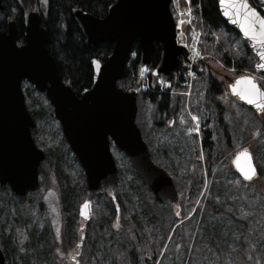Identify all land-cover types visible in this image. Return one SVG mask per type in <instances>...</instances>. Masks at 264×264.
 <instances>
[{
	"label": "rangeland",
	"instance_id": "rangeland-1",
	"mask_svg": "<svg viewBox=\"0 0 264 264\" xmlns=\"http://www.w3.org/2000/svg\"><path fill=\"white\" fill-rule=\"evenodd\" d=\"M39 4L41 11L43 8L46 10V0L39 1ZM29 11L38 12L39 7ZM11 20H15V16L9 17L7 23ZM208 63L215 70L213 73L217 81L223 83L224 80L229 82L245 75L256 77L250 70L225 68L216 59ZM258 80L264 88V76L258 77ZM28 86L29 105L32 107V103L36 104L33 111L37 114L38 131L35 137L39 148L45 153V159L39 170L41 189L35 194L27 195L24 204H20L12 193L0 191V209H2L0 245L7 251L4 254L8 263L31 264L30 257H32L36 260V264H73L70 260L76 253L79 239L73 241L74 247L70 245L67 249L69 239L67 232L68 229L71 232L73 230L69 227L66 230V220L69 219L72 223L76 220L77 231L80 232L82 221L79 217V208L84 201L83 197L81 198L82 187H84V198L86 196L85 177L63 143L62 131L58 121L51 116L52 114L50 115L52 109L50 110L47 99L31 84ZM175 97L176 95H173L172 99ZM186 98V100L182 99L175 113H171L165 120L163 115L145 99V94L140 92L137 124L149 146L154 162L170 173L174 183L181 184L191 177V170L194 168L191 156L194 155L193 150L196 149L197 143L199 148L203 149L201 145L203 132L205 130L210 132V139L214 144L213 153L216 154L214 175L210 178L205 175V187L191 215L183 219L181 207L179 210L174 205L161 208L156 206L154 208L161 212L159 214L161 228L153 227L154 222L151 224L148 217L143 216L141 209V205L149 207L145 205L147 200L143 197L140 202L138 199L134 200L132 196L135 191L141 189V186L139 181L134 179L135 171L129 159L123 153L114 150L113 154L120 169L118 183L122 181L124 186V190L118 193L122 201V211L118 203L114 204L109 196L116 212L106 217L110 211L108 200L104 195L95 199L96 208L89 225L90 236L97 238L98 231H101L99 222L105 218L100 234L113 237L117 244L128 240L129 222L137 229L143 226L141 234L147 237V241L149 239L150 242H158L161 238L160 232L166 234L170 224L176 220L171 225V231L167 234L169 237L156 264H264V185L261 183L264 182V131L244 132L242 128L245 127L235 125L233 116V120L230 119L234 127L231 132L229 130L224 134L220 132L213 111L202 107L204 91L201 83L192 89L190 96ZM231 104L229 106L238 115L247 114L237 105ZM195 114H198L202 128L198 135L190 132ZM202 117L206 123H203ZM258 117L263 124L264 113ZM229 118L227 116L226 123ZM248 120L253 122V126L257 121H253L251 117ZM226 135L229 138L228 146L223 142ZM245 149L253 156L259 172V176L250 183L243 182L232 165L236 154ZM203 172H206L205 167ZM59 173L61 175L58 178ZM132 180L134 183L131 187ZM73 192L76 196L70 206L66 202V197L70 193L73 195ZM114 196L116 197L115 191ZM65 207L70 211V215L65 212ZM170 212L173 218L167 216L171 215ZM190 217H192L191 224L188 222ZM177 229L180 232H177ZM174 233L183 235V239L175 237ZM105 245L101 244V246ZM97 254L99 260L95 258V264H112L115 261V256H111L105 248L99 247Z\"/></svg>",
	"mask_w": 264,
	"mask_h": 264
},
{
	"label": "water",
	"instance_id": "water-1",
	"mask_svg": "<svg viewBox=\"0 0 264 264\" xmlns=\"http://www.w3.org/2000/svg\"><path fill=\"white\" fill-rule=\"evenodd\" d=\"M247 3L264 18L249 0ZM217 4L223 20L247 41L250 51L256 56L255 71L264 73V68L258 67L264 64L260 55L264 52V37L259 35V25L254 26L255 38L246 35L242 27L246 23L243 16L234 15L232 11L225 15L227 5L222 6L221 0H217ZM72 15L87 46L95 48L101 43L114 44L105 62L92 60L93 82L80 96L65 84L60 75L58 65L48 50L47 31L41 24L39 13L24 15L23 45L18 44L14 20L8 23L7 31L0 30V185H8L21 203L27 192L39 189V166L45 155L32 138L35 123L27 110L22 89L23 82H27L45 94L54 109V117L60 123L64 139L85 174L86 199L79 209L83 225L77 252L71 259L79 264L85 232L93 213V199L102 193L103 187L112 194L113 186L118 183L111 143L129 159L137 176L159 203L171 202L179 208L173 179L152 161L137 126L138 94L135 90L124 91L117 84L126 76L125 66L136 42L140 46V66L161 80H168L172 72L184 73L183 59L187 58V51L176 45V25L170 12V0H117L102 19L81 9H73ZM155 46H159L161 51L157 66L152 62ZM248 81L264 92L257 80L249 76L230 80L229 90L232 96L260 115L264 110L257 105H264V100L257 96L255 103H249L244 98L250 90ZM244 151L236 155L233 167L244 181L251 182L258 171L248 150V155H241ZM241 168L254 170L249 172L252 179H246ZM0 264H7L1 249Z\"/></svg>",
	"mask_w": 264,
	"mask_h": 264
},
{
	"label": "trees",
	"instance_id": "trees-1",
	"mask_svg": "<svg viewBox=\"0 0 264 264\" xmlns=\"http://www.w3.org/2000/svg\"><path fill=\"white\" fill-rule=\"evenodd\" d=\"M39 1L41 0H20L19 2L18 0H3L2 9L0 10V30H6L7 19L11 16H15V21L18 28V40L20 43H24L23 35L25 30L23 26V15L27 11L33 10L37 7H39V11H41ZM257 1L258 0H249L253 7H256L255 3ZM116 2L117 0H46L47 8L46 10L45 8H43L40 13L42 16V26L47 31L48 50L58 65L59 72L63 78V81L67 85H70L77 95H80L83 90L90 88L92 84V60L98 59L102 62H105L107 57L112 53L114 44L101 43L95 48L87 46L85 43V39L74 20L72 10L81 9L97 18L102 19L107 15L109 7ZM192 2L198 20V27L203 32V52L216 59L225 68H235V70L242 71H254V63L256 61V57L249 50L246 41H244L241 36L235 30L231 29L223 20L219 12L217 0H192ZM139 57L140 47L136 42L131 48L130 56L125 67L126 77L124 80L118 83V86L122 87L125 91L130 89L136 90L141 85V82L138 78V73L141 70L139 66ZM152 60L155 66L159 63V46H155ZM202 66L203 71L201 76L203 81L202 88L204 91L202 107L213 111L217 129L223 134L227 133V130L231 132V129H233L234 127L231 124L230 119L233 120L234 116L235 125H241V128L242 126L245 127L242 128L244 132H263L264 123H260V117H258L251 109H248L247 107L241 105L238 101H236L230 95L225 83L217 81L213 73V71L215 70L212 68V66L209 65L208 60L205 61ZM151 79L154 80V78L152 77ZM23 92L25 95L26 105L29 113L32 115L36 123L37 114L34 113L36 104L32 103V107L31 105H29L28 97L30 95V89L28 85L23 86ZM145 99L156 108L157 112L163 115L162 117L165 120H167L171 113H175L177 107H179L181 101H183L180 97H175L172 99L167 94H160L157 92L145 93ZM227 99H230V101L228 102ZM231 103L237 105L240 110L246 111L247 114L238 115L229 106V104ZM172 105L173 107H171ZM49 108L51 110L50 106ZM51 114L52 112H50V115ZM235 115L237 118L235 117ZM227 116H229L230 118L226 123ZM250 117L253 121L257 120L256 123H254V126L252 125L253 122L248 120ZM202 121L203 123H206L204 122L203 117ZM163 124L165 123L163 122ZM227 127H229V129H227ZM37 131V127L35 126V129L32 131V135L36 143L37 137H35V134L37 133ZM203 135L204 138L201 144L203 149H200L197 143L196 149L193 150L194 155L192 154L193 156H191V162L194 163V168L191 170V177L188 180L183 181L182 184L176 182L181 212L182 216L184 217L183 219H187L191 215L190 213H192L193 208L195 207L205 187V175H207V178H210L212 175H214L216 160V154L213 153L214 144L210 139L211 134L208 130H205L203 132ZM224 138L225 141L223 139V142L228 146L229 138L227 137V135L224 136ZM63 143L65 147H67L64 141ZM204 167L206 168L205 173L203 172ZM59 175L61 174H57L58 178ZM197 175H199L198 178ZM134 179L139 181V185L141 186V189L139 188V190L135 191L136 193L132 195L134 197V200L138 199L141 202V199H143V197L144 200H147V203H145V205H149V207L141 205V209H143V216L146 215L151 224L152 222H154L153 227L161 228V224L159 222V214H161V212L159 209H156L154 207H170L171 205H163L158 203L155 197L144 185V183L140 180V178H138L136 173ZM133 183L134 181L132 180V183L130 182L131 187L133 186ZM261 183L264 185V182ZM122 190H124V186L123 182L121 181L115 189L116 201L121 211L122 201L118 193L122 192ZM0 191L10 192L8 187H0ZM75 196L76 193L73 192V195L72 193H70L66 197V202L70 206H72L71 201ZM82 197L83 199H85L84 187H82L81 189V198ZM104 197L106 198V200H108V205L110 206V211H108L109 214H106V217H108L112 213H115L116 210L113 207V203L109 199V196L104 195ZM11 202L12 201H10V203ZM67 203L64 202V205L67 206ZM95 208L96 207L94 206L93 211H95ZM1 210L2 209H0V211ZM64 210L67 215L71 214L66 207L64 208ZM167 216H171V218H173L172 214H168ZM104 220L105 218L102 222H104ZM102 222H99L101 231H98L97 238H91V232L88 227L85 243L82 248V254L80 257V264H95V258H98L97 251L99 247L102 249L105 248L111 256H115V261L112 264H156L159 261L160 252L169 237V235L167 234L171 231V225H173L176 220H174V222L170 224V228L166 234L160 232L161 238L158 242H150L149 239L147 241V237H143L141 234L143 226L137 229V227H134L132 223L129 222L130 224L127 225V233L130 239L128 238V240L126 239L125 242L119 244L115 242L116 239H114L113 237L109 238L103 236V234H100L103 229ZM188 222L189 224L192 223V217H190ZM150 223L149 225H151ZM66 226V230L68 227L73 230V232H71V230L68 229L67 232L69 233L67 249H69V246L73 245V241H75L76 238H79V233L77 231L78 228L76 225V220L72 223L69 219H67ZM177 230V232H180L179 229ZM87 233L89 234L88 237ZM174 236L180 238V240L183 239V235L179 236V233H174ZM101 244L106 245L101 246ZM26 249L28 250V248ZM3 253H7V251L3 250ZM30 259L31 264H36V260H33L32 257H30Z\"/></svg>",
	"mask_w": 264,
	"mask_h": 264
},
{
	"label": "built area",
	"instance_id": "built-area-1",
	"mask_svg": "<svg viewBox=\"0 0 264 264\" xmlns=\"http://www.w3.org/2000/svg\"><path fill=\"white\" fill-rule=\"evenodd\" d=\"M172 9L179 25L178 41L185 44L189 50L186 76L181 85L190 89L199 78L197 65L203 59L200 49L201 33L194 26L195 16L189 0H172ZM175 83H178L177 79ZM158 88L159 92L169 94L173 91V84L160 82ZM187 95L189 96V93ZM192 132L197 133L198 130L193 128Z\"/></svg>",
	"mask_w": 264,
	"mask_h": 264
},
{
	"label": "snow or ice",
	"instance_id": "snow-or-ice-1",
	"mask_svg": "<svg viewBox=\"0 0 264 264\" xmlns=\"http://www.w3.org/2000/svg\"><path fill=\"white\" fill-rule=\"evenodd\" d=\"M221 4L222 6L225 4L227 5L225 8V15H228L229 12L232 11L234 15L243 16L246 23L242 24V27L244 28L246 35H252L253 38H255L257 34L254 31V26L258 24L260 29L259 35L264 37V18H261L255 10L250 7L247 0H221ZM260 55L261 59L264 60V52ZM258 67L264 68V64H260ZM248 83L250 84V90L244 98L247 99L249 103H255V97L257 96L264 100V92H261L254 83H251V81H248ZM257 107L264 110V105L258 104ZM196 119V117H193V120ZM241 155H248L247 150ZM237 161H239V156L237 157ZM237 167H240L239 163H237ZM241 171L244 173L246 179H252V175H250L249 172H254V170L249 168V171H245L241 168ZM85 207H88V205L86 204Z\"/></svg>",
	"mask_w": 264,
	"mask_h": 264
},
{
	"label": "flooded vegetation",
	"instance_id": "flooded-vegetation-1",
	"mask_svg": "<svg viewBox=\"0 0 264 264\" xmlns=\"http://www.w3.org/2000/svg\"><path fill=\"white\" fill-rule=\"evenodd\" d=\"M70 262H72V261L70 260Z\"/></svg>",
	"mask_w": 264,
	"mask_h": 264
}]
</instances>
